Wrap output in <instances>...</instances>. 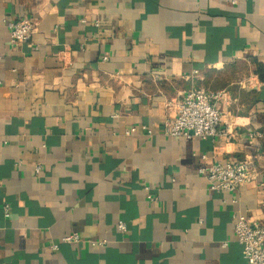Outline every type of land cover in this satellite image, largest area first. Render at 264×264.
Wrapping results in <instances>:
<instances>
[{"label": "crops", "instance_id": "crops-1", "mask_svg": "<svg viewBox=\"0 0 264 264\" xmlns=\"http://www.w3.org/2000/svg\"><path fill=\"white\" fill-rule=\"evenodd\" d=\"M191 88L225 93L234 138L162 134ZM252 129L264 0H0V264H245L234 216L264 227V155L233 191L199 169L254 156Z\"/></svg>", "mask_w": 264, "mask_h": 264}, {"label": "built area", "instance_id": "built-area-1", "mask_svg": "<svg viewBox=\"0 0 264 264\" xmlns=\"http://www.w3.org/2000/svg\"><path fill=\"white\" fill-rule=\"evenodd\" d=\"M10 43L17 45L28 41L34 30L32 20L23 16L7 22ZM225 96L223 91H210L204 88H191L183 93L181 101L177 103L175 113L166 117L162 125V134L167 137L208 139L217 135L223 136L227 141L235 137L236 118L223 120V112L217 103ZM223 125V126H222ZM134 130L131 128L130 132ZM250 144H258V152L241 162L214 163L209 167L200 168L199 173L208 181L209 189L213 192L233 191L255 180L256 169L254 160L264 155V129L248 132ZM41 165L36 164L34 172L38 174ZM151 198V196H149ZM264 205V195L261 199ZM5 217L9 216L8 205L3 207ZM234 233L237 242L242 247L245 264H264V227L243 215L234 216ZM120 230L125 231L123 222L118 224ZM82 237L78 233H70L61 238L62 243H78ZM105 241L90 240L93 246L101 245ZM57 250V244L50 246Z\"/></svg>", "mask_w": 264, "mask_h": 264}, {"label": "trees", "instance_id": "trees-1", "mask_svg": "<svg viewBox=\"0 0 264 264\" xmlns=\"http://www.w3.org/2000/svg\"><path fill=\"white\" fill-rule=\"evenodd\" d=\"M262 71V65L261 64H257V72H261ZM260 78H262L263 79V76H261V74H260Z\"/></svg>", "mask_w": 264, "mask_h": 264}]
</instances>
